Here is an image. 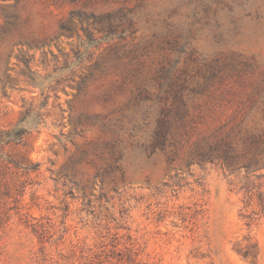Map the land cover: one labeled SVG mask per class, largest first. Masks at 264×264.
I'll return each mask as SVG.
<instances>
[{"label":"rangeland","instance_id":"obj_1","mask_svg":"<svg viewBox=\"0 0 264 264\" xmlns=\"http://www.w3.org/2000/svg\"><path fill=\"white\" fill-rule=\"evenodd\" d=\"M29 104L0 264H264V153L203 157L264 135V0H0V129Z\"/></svg>","mask_w":264,"mask_h":264},{"label":"trees","instance_id":"obj_2","mask_svg":"<svg viewBox=\"0 0 264 264\" xmlns=\"http://www.w3.org/2000/svg\"><path fill=\"white\" fill-rule=\"evenodd\" d=\"M40 86V83H36ZM41 113L37 110V106L29 104L23 105V110L18 121L7 128L0 129V174L1 168L17 167L24 162H17L5 151L6 146L17 145L24 141L25 136L39 123H43ZM264 153V135H254L245 138L242 148L239 149L234 140L224 138L220 142L215 143L205 152L206 159L214 160L220 158L228 167L240 164L245 168H250L257 163L258 156ZM24 167L27 168V165ZM263 200H261L262 202ZM264 203V202H263ZM1 227V222H0Z\"/></svg>","mask_w":264,"mask_h":264}]
</instances>
